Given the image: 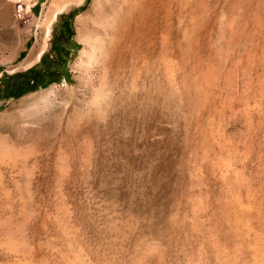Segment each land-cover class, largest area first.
<instances>
[{
    "label": "rangeland",
    "instance_id": "obj_1",
    "mask_svg": "<svg viewBox=\"0 0 264 264\" xmlns=\"http://www.w3.org/2000/svg\"><path fill=\"white\" fill-rule=\"evenodd\" d=\"M33 1L0 0V92L55 75L0 99V264H264V0L72 1L27 60Z\"/></svg>",
    "mask_w": 264,
    "mask_h": 264
},
{
    "label": "trees",
    "instance_id": "obj_2",
    "mask_svg": "<svg viewBox=\"0 0 264 264\" xmlns=\"http://www.w3.org/2000/svg\"><path fill=\"white\" fill-rule=\"evenodd\" d=\"M71 33L72 31L70 32L69 37ZM65 54H68V50L65 51ZM41 67V65L34 64L27 70L15 74V76H9L2 79L1 82H4V87L3 91L0 92V99L9 96H18L24 92L33 90L40 85H46L55 79V75L46 79L44 76L50 73L47 70H42ZM10 80L12 82L8 83Z\"/></svg>",
    "mask_w": 264,
    "mask_h": 264
},
{
    "label": "bare ground",
    "instance_id": "obj_3",
    "mask_svg": "<svg viewBox=\"0 0 264 264\" xmlns=\"http://www.w3.org/2000/svg\"><path fill=\"white\" fill-rule=\"evenodd\" d=\"M72 1L74 3L75 2H79V3L81 2V0H63V4L60 5V6H62V8H60L54 12H52L51 8L49 9V12H48L44 22H42V24L44 25V34L41 37H38V40L34 46V49L31 53V55L27 58V60L31 59V58H38L40 56V53L45 48V46L47 44V40L50 36L52 22L55 20L58 12L61 11L68 3H71ZM14 14L15 15L17 14V2H16ZM29 62H30V60H29Z\"/></svg>",
    "mask_w": 264,
    "mask_h": 264
},
{
    "label": "built area",
    "instance_id": "obj_4",
    "mask_svg": "<svg viewBox=\"0 0 264 264\" xmlns=\"http://www.w3.org/2000/svg\"><path fill=\"white\" fill-rule=\"evenodd\" d=\"M17 2V14L15 19L26 20L31 13H33V6L35 1L33 0H14Z\"/></svg>",
    "mask_w": 264,
    "mask_h": 264
}]
</instances>
